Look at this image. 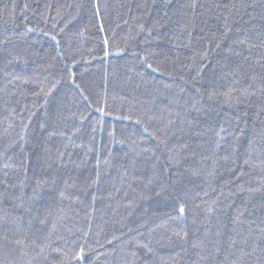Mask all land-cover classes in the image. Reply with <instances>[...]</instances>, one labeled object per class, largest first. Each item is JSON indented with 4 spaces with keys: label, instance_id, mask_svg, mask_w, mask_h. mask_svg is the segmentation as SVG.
<instances>
[{
    "label": "trees",
    "instance_id": "obj_1",
    "mask_svg": "<svg viewBox=\"0 0 264 264\" xmlns=\"http://www.w3.org/2000/svg\"><path fill=\"white\" fill-rule=\"evenodd\" d=\"M0 264H264V0H0Z\"/></svg>",
    "mask_w": 264,
    "mask_h": 264
},
{
    "label": "snow or ice",
    "instance_id": "obj_2",
    "mask_svg": "<svg viewBox=\"0 0 264 264\" xmlns=\"http://www.w3.org/2000/svg\"><path fill=\"white\" fill-rule=\"evenodd\" d=\"M241 42H243V41H241ZM149 67H151V65H149ZM101 111H103V110L101 109ZM125 119H127V117H125ZM146 130H147V129H145V131H146ZM208 210H209V211H212L211 208H209ZM184 213H185V207H184L183 205H181L180 208H179L178 215H183Z\"/></svg>",
    "mask_w": 264,
    "mask_h": 264
}]
</instances>
